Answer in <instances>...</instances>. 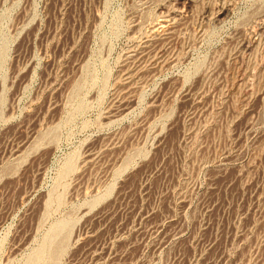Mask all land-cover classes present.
<instances>
[{
    "label": "rangeland",
    "instance_id": "374dc122",
    "mask_svg": "<svg viewBox=\"0 0 264 264\" xmlns=\"http://www.w3.org/2000/svg\"><path fill=\"white\" fill-rule=\"evenodd\" d=\"M263 30L264 0H0V264H264Z\"/></svg>",
    "mask_w": 264,
    "mask_h": 264
},
{
    "label": "bare ground",
    "instance_id": "6f19581e",
    "mask_svg": "<svg viewBox=\"0 0 264 264\" xmlns=\"http://www.w3.org/2000/svg\"><path fill=\"white\" fill-rule=\"evenodd\" d=\"M264 31V30H263ZM257 47V46H256Z\"/></svg>",
    "mask_w": 264,
    "mask_h": 264
}]
</instances>
